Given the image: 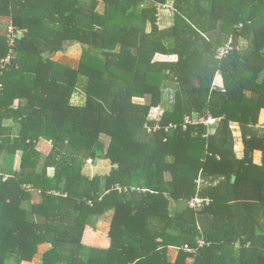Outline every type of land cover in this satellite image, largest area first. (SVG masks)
Here are the masks:
<instances>
[{
    "label": "trees",
    "instance_id": "trees-1",
    "mask_svg": "<svg viewBox=\"0 0 264 264\" xmlns=\"http://www.w3.org/2000/svg\"><path fill=\"white\" fill-rule=\"evenodd\" d=\"M4 23L22 34L0 67V152L20 156L0 175V264L31 261L42 243L37 264H264V0H0V59ZM72 44L75 66L51 58ZM81 76L85 99L73 104ZM164 89L172 106L150 119ZM208 113L219 120L207 136L202 124L183 129ZM99 159L109 172L86 175ZM194 196L209 203L192 209Z\"/></svg>",
    "mask_w": 264,
    "mask_h": 264
},
{
    "label": "crops",
    "instance_id": "crops-1",
    "mask_svg": "<svg viewBox=\"0 0 264 264\" xmlns=\"http://www.w3.org/2000/svg\"><path fill=\"white\" fill-rule=\"evenodd\" d=\"M3 21H6V20L4 19ZM76 47L80 48L78 44L68 45L63 50L58 51L54 55H52L51 58L55 61L62 62V60L55 58V56L58 53H60V54H58V56H60V57L66 56L65 53H70L71 50H73V49L76 50L77 49ZM158 56H161L163 59L173 58V57L162 56V55H158ZM77 61H78V59H77ZM63 63H67L69 65L73 64V62H71V61L70 62L63 61ZM75 64H77V63H75ZM71 66H75V65L73 64ZM218 77L219 76L215 77V79H214L215 82L217 81ZM80 79H81V77H80ZM215 85L221 86V78L220 77H219V80L216 82ZM77 88H78V86H77ZM75 93H76V91L73 94H75ZM81 97H82V95H80V98ZM84 98H85V95H84ZM19 102H20L19 100H16L14 105H17V103H19ZM82 102L83 101L72 102V103L73 104H81ZM171 106H172L171 104L168 105V103H167V105H166L162 101V103L160 104L159 107L151 109V115L149 118L150 119H156L157 116H159L165 109H169ZM261 114H262L261 119L264 122V109L262 110ZM155 116H156V118H155ZM4 126L10 127L12 134H15L17 131V127H16L15 123H13L10 119L4 121ZM230 128H231V131L233 134V139H234V150H235L237 156L241 157L242 156V141H241V134H240L239 125L236 122H231ZM50 147H51L50 142L48 140L43 139V138L38 139L36 146H35L36 150L39 153H41L42 156H45L49 152ZM19 156H20V152H16L14 154H11L7 151L0 152V175H2L3 177L4 176L9 177L17 168ZM110 167H111V165H110L108 160L99 159L95 162L88 161L86 163V165L84 166L83 171L88 176H93L95 174H99V175L101 174L102 175V174H107L109 172ZM47 172H48V175H52V169L51 168H49L47 170ZM31 202L32 201H26V202H24V205L26 207H28ZM111 215H112V212L108 211L107 213H105L104 215H102L98 219V221L95 225L97 232L102 233V234L108 233L109 227H110ZM47 247H48V244H46V243L40 244L38 246V250H37L36 254L34 255V257L32 258L31 261H21L19 264H37V263H39L41 260V255H42L43 251H45L47 249ZM167 254H168V258L170 260H173L175 254H176V248L173 246H170L168 248Z\"/></svg>",
    "mask_w": 264,
    "mask_h": 264
},
{
    "label": "built area",
    "instance_id": "built-area-1",
    "mask_svg": "<svg viewBox=\"0 0 264 264\" xmlns=\"http://www.w3.org/2000/svg\"><path fill=\"white\" fill-rule=\"evenodd\" d=\"M157 10H158V19H157V23L159 24V22L161 20H164L166 16L161 15L160 11L161 10H165L166 12L173 11V7L171 3H165V4H160L157 5ZM170 16V15H169ZM166 20V19H165ZM5 36H6V41H7V46H8V52L7 54L2 57L0 59V67L3 68L5 65H7L10 62L11 57L14 54V48L16 47V41L19 38V35L22 34V31L19 29H16L11 23L6 24L5 26ZM233 49L232 46V42L231 40H227L223 45L219 46L216 48L215 50V56L214 58L216 60H220L224 57H226V55L229 54V52ZM217 75V74H216ZM219 118L212 116L211 114H207L204 117H200L197 116L196 114H193L192 116L187 115L184 117V121H183V129L186 128V126L188 124H202L206 127V133L203 134V136H207L210 131L212 130V128L214 126H216V124L218 123ZM170 127H175L173 125H171ZM209 154V153H208ZM210 155V154H209ZM218 158V156H216ZM7 177L4 176L3 180H5ZM209 203L208 199H203L197 196H194L192 198H190L189 200H187L186 204L188 205V207L192 208V209H200L202 208L204 205H207ZM197 241V246L201 247L203 245H205V241L202 237H198L196 239ZM177 249V247H175ZM182 249L186 252H190L195 254L197 248H192L187 244H184L182 246Z\"/></svg>",
    "mask_w": 264,
    "mask_h": 264
},
{
    "label": "rangeland",
    "instance_id": "rangeland-1",
    "mask_svg": "<svg viewBox=\"0 0 264 264\" xmlns=\"http://www.w3.org/2000/svg\"><path fill=\"white\" fill-rule=\"evenodd\" d=\"M160 13H161V15L166 16V17H164L166 20L165 19L161 20L159 22V26L166 25V24L170 23V19H171L170 11L166 12L165 10H161ZM6 23H4L3 27L1 28L3 31L5 30ZM58 54H60V53H58ZM58 54L55 56V58L62 60V62L63 61H66V62L71 61V62H73L74 65H76L75 63L78 62L77 59L79 60V56L81 54V48H77L76 50L73 49V50H71L70 53H65L66 56L60 57V56H58ZM157 59L162 60L163 58L161 56H157ZM73 64H71V65H73ZM218 80H219V77H218L217 81ZM216 82L214 80V84H216ZM85 83H86V77L81 76V79L79 80V84H78V88L76 90V93L72 95L71 102L84 101L85 98H84L83 88H84ZM80 95H82L81 98H80ZM135 100L141 102V99H135ZM163 103L166 105H167V103H168V105H170L172 103V91L171 90H168V89L163 90ZM150 115H151V111H150ZM155 118H156V116H155ZM103 139L105 141H107L106 137H103Z\"/></svg>",
    "mask_w": 264,
    "mask_h": 264
},
{
    "label": "water",
    "instance_id": "water-1",
    "mask_svg": "<svg viewBox=\"0 0 264 264\" xmlns=\"http://www.w3.org/2000/svg\"><path fill=\"white\" fill-rule=\"evenodd\" d=\"M19 37H21V35H19Z\"/></svg>",
    "mask_w": 264,
    "mask_h": 264
}]
</instances>
